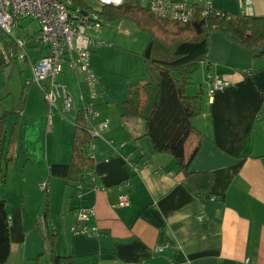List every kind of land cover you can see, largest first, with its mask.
I'll list each match as a JSON object with an SVG mask.
<instances>
[{
    "label": "crops",
    "instance_id": "0c3cea01",
    "mask_svg": "<svg viewBox=\"0 0 264 264\" xmlns=\"http://www.w3.org/2000/svg\"><path fill=\"white\" fill-rule=\"evenodd\" d=\"M242 1L211 0V5L216 10L242 13L246 10ZM250 8L251 15L264 16V0H250ZM112 36L116 35L107 38L116 40ZM107 42L91 50L90 66L99 78L97 119H108L109 124L93 140V181L85 175L80 190L77 180L48 179V167L69 161L73 121L82 107L79 95L85 92L83 72L64 64L62 73L53 80L66 85L71 101H77L69 116L65 110L59 112L72 118V126L53 113L55 109L50 112V123L47 117L45 124L46 101L45 107L34 113L23 97L18 145L13 150L8 147L14 162L3 166L10 180L0 183V197L7 202L9 217L6 264H26L34 253L37 256L44 250L36 231L39 211L33 202L39 198L41 181L47 182L49 196V219L41 216L45 229L53 220L50 204L55 205L61 194L64 227L56 230L52 226L51 236L56 253L72 255L75 264H264V55L256 57L235 47L218 30L209 33L207 60L192 75L187 93L204 91L208 74H216L229 84L216 90L211 99L202 95L201 113L193 121L201 140L188 171L211 173L212 181L206 185L200 176L185 178L170 156L153 150L141 119L120 115V104L137 80L118 84L110 78L100 62L108 56L106 49L114 47ZM28 49L35 50L34 57H29L31 62L45 53V49L29 44ZM20 62H27L29 68L28 61ZM1 76L2 83H7L0 69ZM136 76L132 73L129 78ZM25 82H21L20 96L28 86ZM37 123L40 130L33 126ZM119 187L128 195L127 206L117 205ZM80 206L94 208L85 225L96 227V235L71 231ZM156 246L163 248L155 251ZM39 260L37 257L32 264H39Z\"/></svg>",
    "mask_w": 264,
    "mask_h": 264
},
{
    "label": "trees",
    "instance_id": "16d2710c",
    "mask_svg": "<svg viewBox=\"0 0 264 264\" xmlns=\"http://www.w3.org/2000/svg\"><path fill=\"white\" fill-rule=\"evenodd\" d=\"M73 2L82 8L86 7L81 0ZM96 11L101 21L127 19L148 35L147 44L141 53L146 80L131 84L126 98L120 104V115L141 119L144 123V136L156 153L170 156L185 178L191 180L200 176L209 185L212 181L211 173L188 171L189 163L200 147L201 133L193 121L201 113L202 95L208 98L207 84L205 81L204 91L200 90L193 95L187 93V87L200 64L207 60L211 30L222 32L235 47L262 57L264 16L214 8L204 14L200 6H195L191 18L181 22L157 16L135 1L124 2L119 6H100ZM9 50H15V40L0 29V69L5 81L9 80L17 62L14 56L8 54ZM23 97L24 92L15 108L0 114V183L6 180L3 166L14 162L13 156L8 155V147L20 138L19 114L22 112ZM11 116L14 121L8 127L7 120ZM73 126L69 161L66 164H51L48 167V179H62L65 183L76 180L79 182L87 171L93 172L95 161L87 150L94 139L81 108L75 116ZM261 158L264 161V155ZM42 193L46 207L43 217L47 219L48 190ZM208 194L209 192L201 195ZM40 231L43 232L42 229ZM9 253L8 205L0 197V264H6ZM47 264L75 263L72 255L57 254L51 239Z\"/></svg>",
    "mask_w": 264,
    "mask_h": 264
},
{
    "label": "built area",
    "instance_id": "2783aa9c",
    "mask_svg": "<svg viewBox=\"0 0 264 264\" xmlns=\"http://www.w3.org/2000/svg\"><path fill=\"white\" fill-rule=\"evenodd\" d=\"M100 6H119L124 2H139L151 13L181 22L188 21L193 15L195 6H200L205 14L213 7L211 0H91ZM73 0H0V29L15 40V50H9L8 54L14 56L17 61H28L31 79L26 80L25 85L36 83L44 95L47 105L48 123H50V112L58 109L56 99L62 101L63 110H69L71 98L63 85L54 84L55 77L62 73L64 64L74 71L81 70L84 74V87L86 98L81 97L82 111L89 123L90 135L99 137V131L107 127L108 119L98 120V112L95 100L99 92V78L91 69L90 54L92 49H98L104 43L95 41L85 35L86 30H96L102 22L97 9L88 10L80 6L73 8ZM242 4L246 10L242 13L251 15L250 0H243ZM31 17L39 24L37 34L29 41L23 36L19 27V21ZM18 34V36H16ZM28 44L35 48L45 49V53L33 62L30 61L26 50ZM50 79V84L46 80ZM208 98L213 93L226 87L229 81L218 75H208L206 79ZM94 149L93 140L88 145V152L92 156ZM93 157V156H92ZM137 170V169H134ZM86 176L93 181V172H86ZM78 190L82 187V181L77 182ZM41 192H47L46 181L38 184ZM119 190L121 188L119 187ZM129 204L128 195L122 190L118 194L117 205L124 207ZM94 214L92 206H80L76 211V221L71 226L73 234L96 235V227L85 225L88 217ZM197 219H201L200 216ZM39 227L44 230L46 225L43 218L38 220ZM162 246H156L155 251H161ZM177 264V263H170Z\"/></svg>",
    "mask_w": 264,
    "mask_h": 264
},
{
    "label": "rangeland",
    "instance_id": "374dc122",
    "mask_svg": "<svg viewBox=\"0 0 264 264\" xmlns=\"http://www.w3.org/2000/svg\"><path fill=\"white\" fill-rule=\"evenodd\" d=\"M83 1L84 5L86 6L85 8L88 10L91 9H98L99 5L96 3H93L91 0H81ZM78 7L75 3H73V8ZM121 25H120V24ZM20 30H22L23 36L27 37V41L31 39V37L35 36L39 30V24L36 20L32 19L31 17L21 19L19 21V27ZM124 31V32H123ZM118 32V33H117ZM115 34L116 40H110L107 38V35H113ZM85 35L87 37H90L91 39L102 42L104 44H108L107 41H111L110 44L114 45L112 49H106L108 56L106 58L103 57L100 62L103 64V67L106 68V70L110 74V78L114 81L117 82L118 84H124L125 82L129 83L134 81L135 79L138 82H143L146 80V77L140 74L141 71L144 72L143 68V59L141 57V53L144 50L147 41H148V35L146 32L143 30L139 29L132 21L130 20H121V21H103L102 25L96 29V30H86ZM111 37V38H112ZM26 53L28 55V58L34 57L35 50L28 49L26 50ZM92 52L90 54L91 57ZM96 56V55H95ZM91 63V62H90ZM27 62H19L17 66L14 68L11 77L9 78L7 83H2V76L0 77V109L7 110L13 107L21 92V82H25V80L31 79V73L29 68L26 67ZM66 65H64L65 67ZM23 69L21 72L19 71L20 69ZM142 72V73H143ZM134 73L136 76L135 78H129V75ZM134 79V80H132ZM46 84H50V79H47ZM60 83L57 81L54 82V84ZM62 84V83H60ZM58 85V84H57ZM64 85V84H63ZM67 93L69 95H72L69 90L67 89V86L64 85ZM80 93V92H79ZM86 89L85 92L80 93V97L86 98ZM24 95L25 98L28 100V105L30 107V110L32 112H37V108L44 106L45 107V99L43 92L41 89L38 87L36 83H30L27 87L24 89ZM96 102V100H95ZM44 104V105H43ZM56 106L58 109L53 110V113H58L60 116L68 122L72 126V118H64V116L59 113L60 110H63L62 106V101L60 98L56 99ZM71 108L69 110H65L64 114L68 115L69 111H72L74 109V106L77 105V101L75 99H72L71 101ZM46 110V108H45ZM69 116V115H68ZM52 117V115H51ZM42 119L44 120L45 124L47 121V111L45 114H43ZM14 121V117L11 116L7 120V125L10 127ZM52 121H55V118H52ZM21 125L23 124V118L21 117L20 119ZM44 124V127H45ZM30 124L26 123V127H29ZM33 126L38 128L40 130V123L33 124ZM35 133V132H34ZM17 142L13 141L11 143V150L15 149L14 146H17ZM34 149V148H32ZM10 150V151H11ZM11 155V152L10 154ZM15 165L17 163H14ZM14 165V166H15ZM12 166H10L7 171L10 173V169ZM18 168V167H16ZM19 170V168H18ZM7 182L10 180L9 175L6 176ZM61 194L57 195V201L56 204H50L51 209H54V215H53V220L51 221L52 224H48V230L47 228L44 229V232H40L39 226L36 225V231L38 232V236L40 237V240H42V245L40 244V249L44 248V251L40 255H33V258L31 261L26 262V264H32L33 262H36L37 257H39V264H45L46 260H49V255H50V242L51 239L55 242V238L51 236L53 233L52 231V226L56 227V230L60 227H64L61 223V212H60V201L59 197ZM16 197V195H15ZM49 197V196H48ZM55 198V199H56ZM49 200V198H48ZM34 202V207L35 210L37 209L38 216L36 217L37 219H41L42 214L44 213L45 210V200L42 192H39V198L36 200H33ZM48 204V203H47ZM49 207V208H50ZM69 216L71 215V211L67 212ZM49 217V213L47 214V218ZM49 219V218H48ZM62 222H65L62 221ZM55 232V231H54ZM46 235V237H45ZM8 264V263H7Z\"/></svg>",
    "mask_w": 264,
    "mask_h": 264
},
{
    "label": "water",
    "instance_id": "95a60500",
    "mask_svg": "<svg viewBox=\"0 0 264 264\" xmlns=\"http://www.w3.org/2000/svg\"><path fill=\"white\" fill-rule=\"evenodd\" d=\"M16 36H18V34H16Z\"/></svg>",
    "mask_w": 264,
    "mask_h": 264
}]
</instances>
